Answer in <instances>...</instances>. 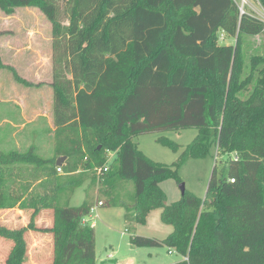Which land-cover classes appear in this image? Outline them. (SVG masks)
Segmentation results:
<instances>
[{"label": "trees", "instance_id": "obj_1", "mask_svg": "<svg viewBox=\"0 0 264 264\" xmlns=\"http://www.w3.org/2000/svg\"><path fill=\"white\" fill-rule=\"evenodd\" d=\"M258 3L264 10V0ZM30 5L52 25L49 84L57 132L79 127L95 142L88 156L77 143L49 158L32 147L0 152L5 163L42 169L38 187L45 192L37 196L30 188L19 201L0 199V212L17 208L28 215L23 226L0 222V238L11 244L3 263L27 264L26 233L33 231L49 234V264H96L94 231L81 222L95 203L68 202L82 183L76 165L86 157L83 167L96 170L112 151L107 170L95 171L99 191L110 195L116 181L131 180L135 216L158 207L172 226L162 239L133 235L131 244L172 248L180 256L174 264H264V49L248 64L242 49L243 37L258 34L264 22L240 13L234 0H0L6 12ZM182 10L185 16L172 24ZM220 32L234 42L218 43ZM181 128L197 134L170 165L149 159L133 142L138 134ZM213 146L226 157L218 172L213 166L204 198L184 192L166 204L159 183L179 182L177 169ZM59 155L66 156L62 176L54 171Z\"/></svg>", "mask_w": 264, "mask_h": 264}, {"label": "rangeland", "instance_id": "obj_2", "mask_svg": "<svg viewBox=\"0 0 264 264\" xmlns=\"http://www.w3.org/2000/svg\"><path fill=\"white\" fill-rule=\"evenodd\" d=\"M234 1L240 6L241 0ZM64 4L65 1L59 2L62 8L66 6ZM242 10L250 12L264 22V10L258 0H246ZM184 16L183 10L175 14L172 24L179 22ZM61 22L66 23L64 16ZM51 31L50 21L35 5L17 6L10 12L0 9V152L2 153L11 150L25 152L32 147L37 155L49 158L54 155L57 148L71 150V147H75L74 144L77 143L88 156V149L95 142L91 133L84 136L79 127L67 129L66 132L59 134L53 123L52 87L49 84L52 79ZM220 34L222 35L218 37V43L234 42L233 38L222 32ZM242 49L245 64L249 63L251 56L262 54L264 26L258 34L243 37ZM174 59L180 62L178 57ZM244 73L247 74V68ZM196 134V128L155 131L138 134L133 137V142L149 159L170 165L178 159L184 147ZM160 138L176 143V148H171ZM216 150V146H213L205 157L188 158L177 169L179 182L170 177L159 183L165 193L166 204L181 199L180 183L184 184L185 192L204 198L213 166H216L218 172L221 167L220 158L224 160L226 157L224 154H216ZM235 153V151L231 152L232 155ZM104 154L107 164L115 158V153L112 151H105ZM2 157L0 154V199L8 202L15 196L19 201L21 194L24 196L30 188L37 196H44L45 192L38 187L39 184H44L43 181L40 183L39 179V174L44 172L42 169L25 162L5 163ZM85 159L86 157L76 165L75 172L80 174L82 183L74 190L68 203L76 206L86 198L91 199L93 203L98 198L105 204L95 205L85 216L87 222L84 224L94 231L95 260L104 261L102 264H174L180 260L174 249L163 244L135 246L130 243V237L133 235L162 239L172 231V226L161 220V208L158 207L149 209L142 218L135 216L132 210L134 185L131 180L116 181L112 188L113 193L103 196L99 191L100 185L95 182V167L84 168ZM54 171L57 175H63L55 168ZM115 199L117 204H112ZM5 211L0 212L1 223L9 227L28 223L27 213L17 208L10 209L6 213ZM46 215L51 214L48 212ZM39 217L37 218L39 223L44 224L47 221ZM48 235L33 231L26 233L27 264H49L47 259H50L52 246ZM10 246V243L0 238V264H4Z\"/></svg>", "mask_w": 264, "mask_h": 264}, {"label": "built area", "instance_id": "obj_3", "mask_svg": "<svg viewBox=\"0 0 264 264\" xmlns=\"http://www.w3.org/2000/svg\"><path fill=\"white\" fill-rule=\"evenodd\" d=\"M107 168H108V165L107 164L106 165H103V167L96 169V173L99 175L100 173L105 172L107 170ZM56 171L62 173V169H61L60 165H58L56 167ZM101 204H102V202L101 201H98L96 205H101ZM81 222H82V224L86 223L87 222L86 217H83L81 219ZM169 252H170V250H169Z\"/></svg>", "mask_w": 264, "mask_h": 264}, {"label": "water", "instance_id": "obj_4", "mask_svg": "<svg viewBox=\"0 0 264 264\" xmlns=\"http://www.w3.org/2000/svg\"><path fill=\"white\" fill-rule=\"evenodd\" d=\"M239 10H240V13L244 12L240 6H239ZM64 159H65L64 155L57 156L55 159V165H61L63 163ZM179 188H180L181 193L183 195L185 192L184 184L180 183Z\"/></svg>", "mask_w": 264, "mask_h": 264}, {"label": "crops", "instance_id": "obj_5", "mask_svg": "<svg viewBox=\"0 0 264 264\" xmlns=\"http://www.w3.org/2000/svg\"><path fill=\"white\" fill-rule=\"evenodd\" d=\"M59 156H60V155H59ZM64 156H65V155H64ZM65 160H66V156H65V159H64L63 163L65 162ZM63 163H62V164H63ZM83 199H84V197L81 198V202L83 201ZM81 202H80V203H81ZM94 203H95V204L93 205V207L96 205V202H94ZM79 205H80V204H79ZM76 206H77V205H76ZM95 263H96V264H102V263H104V261H99V262H97V261L95 260Z\"/></svg>", "mask_w": 264, "mask_h": 264}, {"label": "bare ground", "instance_id": "obj_6", "mask_svg": "<svg viewBox=\"0 0 264 264\" xmlns=\"http://www.w3.org/2000/svg\"><path fill=\"white\" fill-rule=\"evenodd\" d=\"M246 0H241V4H240V7L242 8L243 5L245 4Z\"/></svg>", "mask_w": 264, "mask_h": 264}, {"label": "clouds", "instance_id": "obj_7", "mask_svg": "<svg viewBox=\"0 0 264 264\" xmlns=\"http://www.w3.org/2000/svg\"><path fill=\"white\" fill-rule=\"evenodd\" d=\"M58 166V165H57Z\"/></svg>", "mask_w": 264, "mask_h": 264}]
</instances>
